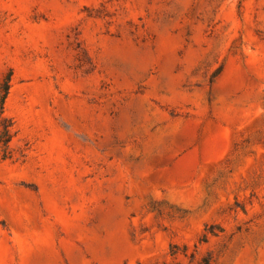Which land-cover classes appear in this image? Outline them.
<instances>
[{
    "label": "rangeland",
    "instance_id": "rangeland-1",
    "mask_svg": "<svg viewBox=\"0 0 264 264\" xmlns=\"http://www.w3.org/2000/svg\"><path fill=\"white\" fill-rule=\"evenodd\" d=\"M7 71L0 264H264V0H0Z\"/></svg>",
    "mask_w": 264,
    "mask_h": 264
},
{
    "label": "trees",
    "instance_id": "trees-1",
    "mask_svg": "<svg viewBox=\"0 0 264 264\" xmlns=\"http://www.w3.org/2000/svg\"><path fill=\"white\" fill-rule=\"evenodd\" d=\"M10 72L0 78V161L12 160L15 150L12 146L16 131L10 117L5 114L4 104L7 98Z\"/></svg>",
    "mask_w": 264,
    "mask_h": 264
}]
</instances>
